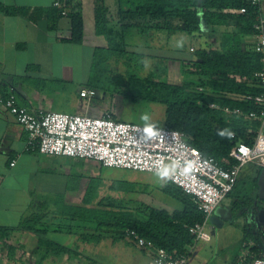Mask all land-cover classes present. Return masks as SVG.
<instances>
[{
  "label": "trees",
  "instance_id": "16d2710c",
  "mask_svg": "<svg viewBox=\"0 0 264 264\" xmlns=\"http://www.w3.org/2000/svg\"><path fill=\"white\" fill-rule=\"evenodd\" d=\"M115 1L117 17L113 21L104 5L95 9V34L104 42L94 49L91 75L93 72L95 83L89 77L87 87L100 89L110 98L120 95L162 106L163 116L159 125L154 126H166L181 132L186 142L203 156L212 157L225 167L236 164L237 161L229 156L230 151L242 142L251 146L262 126L261 122L229 116L209 104L239 108L243 112L255 109L241 98L261 92L255 82L249 80L253 73L264 67V53L245 45L243 38L254 35L253 25L259 7L249 0ZM241 7L246 8L245 13H238ZM227 9L237 12H223ZM3 10L0 5V11ZM67 16L71 24L70 35L63 40L83 42L85 37L79 4L70 0ZM202 24L211 29V38L218 37V40L192 50V44H185L188 55L177 59V67L184 75L179 83L166 79L169 70L166 59L126 49V30L129 28H134L144 38L161 36L166 40L177 33L199 37ZM221 26L232 28L219 33L217 28ZM145 55L152 59L143 75ZM120 62L124 65L122 70L119 69ZM237 76L246 80L238 81ZM0 92L6 95L8 87L0 89ZM260 171L261 168L254 164H247L240 171L236 184L227 195L231 197V220L243 217L251 226L257 222V213L264 208V201L257 197L256 182ZM102 186L100 176L85 179L78 191L79 194L84 191L80 205L66 203L72 193L69 188L56 198L54 205L34 206L23 213L16 225H0L1 251L7 260L12 264H23L17 255L18 248H23V245L10 243L12 233L16 231L35 236L37 251L44 252L35 260L36 264H40L49 258L47 256L56 260L55 255L59 254H80L95 262L96 257L101 256L96 250L100 242H129L124 231L132 229L155 246L170 252L187 253L185 264H189L188 249L196 241L188 232V227L201 222L203 217L189 195L167 181L162 191L183 204L181 212L171 213L125 199L128 192L135 190L134 183L129 181L111 180L103 195L100 193ZM255 228V235L258 234L259 238L257 245L251 247L252 251L261 248L260 244L264 248V233L259 231L258 226L255 225ZM49 233L69 236L73 239L72 243L69 246L59 244L48 237ZM250 259L243 257L232 264Z\"/></svg>",
  "mask_w": 264,
  "mask_h": 264
},
{
  "label": "crops",
  "instance_id": "0c3cea01",
  "mask_svg": "<svg viewBox=\"0 0 264 264\" xmlns=\"http://www.w3.org/2000/svg\"><path fill=\"white\" fill-rule=\"evenodd\" d=\"M71 2L79 4L81 10L85 37L81 43L63 40L70 35V19L68 16L58 14L52 6V0H0V5L4 9L0 11V89L4 90L9 85L14 86L17 91V103L27 109L64 112L60 110V105L55 99L58 87L63 86V83L58 80L72 82L74 64L78 68L81 63L90 62L88 64L90 67L95 47L104 42L95 34L96 7L104 5L108 9V3H114L117 10L115 0H71ZM262 9L264 15V0H262ZM223 12L236 13L237 11L227 9ZM221 28L227 32L232 27L221 26ZM209 39L212 40L209 43L211 44L216 42L214 39L218 40V37ZM243 43L254 47L256 39L254 36H249L243 38ZM203 46H206V43ZM39 78L44 79L43 83L38 81ZM81 88L84 87H80L79 91ZM261 128L264 134V125ZM25 143L26 134L23 129L12 115L0 108V225H16L23 213L30 211L34 206L54 205L56 198L63 195L69 188L72 193L66 203L80 205L84 193V191L80 194L78 192L80 184L85 179L101 177V171H103L102 167L92 160L27 152ZM12 161L14 164L10 165ZM127 181L134 183L135 190L128 192L125 199L134 201L143 199L146 204L171 213L183 210L182 203L162 191L167 182L165 178L159 185L153 187L155 192L152 195L138 193L146 191L145 179L135 176L134 179ZM220 205L230 207L228 204ZM215 228V226L209 227L208 231L211 235L209 241H196L188 249L189 264L207 263L212 250L210 248L207 251L205 246L212 241L211 232ZM49 234L57 237L65 236ZM31 235L13 232L10 243L14 246L23 245L19 240ZM66 237L67 242L65 244L59 242V244L69 246L73 239ZM49 238L53 239V237ZM245 242L246 240L242 244L243 249L233 256L227 262L228 264H232L235 260L239 261L247 255L251 259L261 256V248L257 251H252L251 247L244 249ZM106 246L114 253L110 252L111 255L107 256L105 251L107 256L105 260H101L100 256L93 262L84 257V262L79 259H70L69 264H153L147 253L125 240L111 242ZM97 252L100 253L99 250ZM0 255L5 256L1 251V243ZM225 259L227 260L228 256Z\"/></svg>",
  "mask_w": 264,
  "mask_h": 264
},
{
  "label": "built area",
  "instance_id": "2783aa9c",
  "mask_svg": "<svg viewBox=\"0 0 264 264\" xmlns=\"http://www.w3.org/2000/svg\"><path fill=\"white\" fill-rule=\"evenodd\" d=\"M70 0H52L59 15L67 16ZM259 7L253 25L256 39L255 51L264 53V15L262 0H249ZM241 7L238 13H245ZM192 50V47L190 48ZM236 80L243 81L246 78ZM249 80V79H248ZM247 80V81H248ZM260 93L247 94L241 100L251 103L255 109L243 112L239 108L209 106L222 110L229 116L259 120L264 125V67L253 73ZM17 91L9 85L8 92H0V108L12 115L26 134L25 151L40 155L65 156L97 162L105 168L125 169L159 174L189 195L196 209L202 213V221L188 227L195 241H209V222L215 207L227 197L237 182L240 171L247 164L264 169V134L261 127L251 146L237 144L229 156L237 161L228 167L212 157H205L186 142L181 132L154 125L116 120L110 115L93 117L56 110H30L17 103ZM92 88H82L79 96L91 100ZM14 161L10 165H13ZM126 239L150 257L153 264H185L187 253L167 251L140 236L135 230L124 231ZM237 264H264V257H256Z\"/></svg>",
  "mask_w": 264,
  "mask_h": 264
},
{
  "label": "rangeland",
  "instance_id": "374dc122",
  "mask_svg": "<svg viewBox=\"0 0 264 264\" xmlns=\"http://www.w3.org/2000/svg\"><path fill=\"white\" fill-rule=\"evenodd\" d=\"M108 9L109 16L111 17L112 21L115 20V18L117 17L115 4L108 3ZM217 29L219 33L224 32L225 30L221 27H218ZM210 30L211 29L208 28L207 25L202 24L199 37L185 34L181 35L180 33H177L174 34L172 38H167L165 40L161 36L160 38H144L134 28H129L126 30V49L146 55H154L159 57L160 59H166V67L169 69L166 79L173 82H181L184 75L180 73L179 68L177 67V64H179L177 59L178 57H184L188 55V53L184 49V46H186L187 44H192V49H195V47L200 48L203 46V44L210 43L212 41L209 39L211 37L209 35ZM146 55L144 57L146 61V67L142 71L143 75L148 70L150 61L152 59ZM88 64H90V62L81 63L80 65H78V68H76V64H74L75 69L72 82H67L60 79L58 80L63 83V86H59L57 90L58 92L55 93V99L60 105V110L68 113L88 114L89 116L93 117H103V114H106L122 121L134 122L142 125H159L160 119L163 116V107L160 105L147 104L145 102H142L141 100H132L124 98L120 95L110 98L102 93V90L96 88L94 89L95 95L91 100L80 97L78 94L79 88H86L88 86L89 77L91 78V82L95 83V80H93L94 73L92 72L91 75V65L90 67H88ZM119 69H124V65L122 62L119 63ZM43 80L44 79L42 78L38 79L40 83H43ZM97 164L96 166L99 165ZM102 169L103 171H101V179L103 186L100 192L101 195L106 192L107 186L113 179L127 181L130 179H134L135 176L145 179L147 182V185L145 187L146 191L138 192L143 194L145 193L144 195H152L155 192L153 187L159 185L163 180L162 176L155 173L148 174L141 171L105 167ZM125 197H127V195H125ZM230 198V196L225 197L221 201V204H228L229 206H231ZM135 201L143 202V199H135ZM115 202L119 203L118 200H115ZM255 225L258 226L260 232L264 233V224L254 222L253 226H251L246 222V220H244L243 217L237 218L236 220H231L230 218L228 220H225L221 227H216L215 230L211 232V234L213 235L212 241L205 246V249H207V251L210 250V248L212 250L209 253L211 257L207 259L206 264H228L227 262H229L233 256H235L243 249L242 244L245 240L246 242L244 245V249H248L249 247L257 245V238H259V235H255ZM251 235L252 238H250ZM48 237H53L54 241H57L58 243L62 242L63 244H65L68 240L66 235L64 237H57L49 234ZM19 242L24 245L23 248L19 247L17 250V254L19 255L23 264H36V258L40 255H44L43 251H37L36 238L34 235L27 237L25 236L21 239V241L19 240ZM110 243L111 242L107 240L100 242L99 245L96 246V249L99 250L101 254V260H105L107 256H110V252L114 253L110 248L106 246ZM260 247V255L264 256V248L262 247V244H260ZM105 251L107 252V256L105 254ZM227 256L228 259L226 260L225 258ZM47 257L49 258L43 260L40 264H69L70 259H79L84 262V256L80 254H71V256L59 254L57 256L55 255L56 260H54L53 256ZM244 257L248 259L250 256L247 255ZM223 260H226V262H223ZM8 263L12 264L9 260H7L5 256L0 255V264Z\"/></svg>",
  "mask_w": 264,
  "mask_h": 264
},
{
  "label": "water",
  "instance_id": "95a60500",
  "mask_svg": "<svg viewBox=\"0 0 264 264\" xmlns=\"http://www.w3.org/2000/svg\"><path fill=\"white\" fill-rule=\"evenodd\" d=\"M257 197L260 201H264V169H261L257 178ZM232 217L231 209L228 206L219 205L215 207L212 215L209 218V222L215 227H221L225 220ZM256 220L258 223L264 224V208H260Z\"/></svg>",
  "mask_w": 264,
  "mask_h": 264
}]
</instances>
